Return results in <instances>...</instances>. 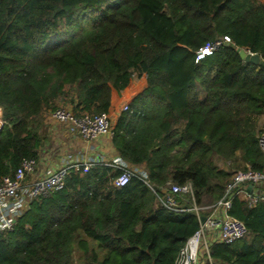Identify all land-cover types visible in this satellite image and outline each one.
Wrapping results in <instances>:
<instances>
[{
  "label": "trees",
  "instance_id": "trees-1",
  "mask_svg": "<svg viewBox=\"0 0 264 264\" xmlns=\"http://www.w3.org/2000/svg\"><path fill=\"white\" fill-rule=\"evenodd\" d=\"M223 35L232 42L194 62ZM66 106L115 111L118 155L146 176L115 186L120 169L71 170L0 230V264H72L76 251L83 264H174L206 216L193 206L222 199L237 170L214 157L264 173V0H0V182L37 160L42 114ZM186 181L194 199L165 207L167 183ZM226 215L247 234L213 243L214 264H264V200L234 195Z\"/></svg>",
  "mask_w": 264,
  "mask_h": 264
},
{
  "label": "built area",
  "instance_id": "built-area-1",
  "mask_svg": "<svg viewBox=\"0 0 264 264\" xmlns=\"http://www.w3.org/2000/svg\"><path fill=\"white\" fill-rule=\"evenodd\" d=\"M231 42L232 40L228 35L206 41L195 50L194 62L197 63L207 56H211L221 45ZM247 50L250 51L249 49ZM127 109L128 106L123 104L122 110ZM50 115L55 121L65 124L70 132L78 133L86 141L93 140L101 135H112V114L104 112L77 116L69 108L58 107L51 110ZM258 144L264 155V127L260 129L258 134ZM36 163V159L24 157L15 169L13 176L2 178L0 182V230L10 228L14 218L23 211V209H17L19 206L18 201L23 200L22 196L25 197V205L27 206L32 198L60 189L64 184L65 176L71 170L82 169L86 172L94 165L90 163L67 165L26 184L24 182L26 175L34 172ZM108 166L121 170L120 174L112 180V184L115 186H123L133 175L130 169L120 165L113 164ZM249 184H251L250 191L247 190ZM167 187L168 190L162 204L169 209L177 210L178 198L181 196H189L192 200L194 199V189L190 181L182 184L168 182ZM238 194L246 199L249 206L264 200V173L253 169L236 170L231 181L225 186L223 198L217 202L218 205L225 209V215L219 219L206 217L204 222L200 221L199 228L187 238L184 245L180 248L174 264H199L201 247L206 255V264H214L209 252V248L213 243H232L247 234V227L242 220L226 215L231 198ZM193 208L198 211L195 205ZM215 228L216 230L214 231Z\"/></svg>",
  "mask_w": 264,
  "mask_h": 264
},
{
  "label": "crops",
  "instance_id": "crops-1",
  "mask_svg": "<svg viewBox=\"0 0 264 264\" xmlns=\"http://www.w3.org/2000/svg\"><path fill=\"white\" fill-rule=\"evenodd\" d=\"M199 96L203 97L204 92L199 90ZM124 100L125 98L121 99L118 105H123ZM66 108L70 107L66 106ZM113 112L115 111H112L111 115L112 124L115 119ZM257 123L260 129L264 127V113L258 117ZM41 132L43 141L36 160L35 170L26 175L24 181L26 184L75 163L117 164L130 169L135 174L146 176L144 164L133 165L118 155L112 141L113 135H101L93 140L86 141L78 133L70 132L65 124L55 121L50 115V110H46L42 114ZM22 198L23 200L18 201L19 206L17 209L20 210L27 207L25 197L22 196Z\"/></svg>",
  "mask_w": 264,
  "mask_h": 264
},
{
  "label": "rangeland",
  "instance_id": "rangeland-1",
  "mask_svg": "<svg viewBox=\"0 0 264 264\" xmlns=\"http://www.w3.org/2000/svg\"><path fill=\"white\" fill-rule=\"evenodd\" d=\"M1 122L2 121H1V110H0V124ZM214 161L219 167L224 169H229L231 171L240 168V167L234 168V165H232L230 161H225L218 157H214ZM204 203L205 204L202 207H198V210L200 212H203L207 216V218L219 219L225 215V209L222 206L218 205L217 203L209 202L208 198H205ZM215 230L216 228L214 229V231ZM78 255H79L78 251L74 252V260L72 264H83V262L78 258ZM206 261L207 260H206V255L204 253V249L201 247L199 254V264H206Z\"/></svg>",
  "mask_w": 264,
  "mask_h": 264
},
{
  "label": "water",
  "instance_id": "water-1",
  "mask_svg": "<svg viewBox=\"0 0 264 264\" xmlns=\"http://www.w3.org/2000/svg\"><path fill=\"white\" fill-rule=\"evenodd\" d=\"M235 51L238 53L239 57L245 62H251V63H254V64H258L260 62V60H261L259 54L252 53V52L248 51L246 48L236 47ZM2 124L3 123L0 124V129L2 127ZM247 190L248 191L251 190V184H249L247 186ZM200 220H201V222H204L205 217H201Z\"/></svg>",
  "mask_w": 264,
  "mask_h": 264
}]
</instances>
